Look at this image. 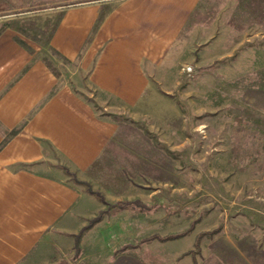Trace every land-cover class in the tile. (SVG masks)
<instances>
[{"label":"rangeland","instance_id":"obj_1","mask_svg":"<svg viewBox=\"0 0 264 264\" xmlns=\"http://www.w3.org/2000/svg\"><path fill=\"white\" fill-rule=\"evenodd\" d=\"M261 4L245 24H230L231 39L210 47L183 40L168 62L167 86L151 87L134 115L117 117L119 133L93 169L94 184L79 183L103 202L86 229L101 218L111 222L109 229L80 243L77 236L72 251L49 245L15 264H108L124 252L146 255L154 264H174L169 260L180 254L175 264H264ZM49 5L0 0V40L6 37L60 75L53 63L63 70L72 66L49 45L55 8ZM13 134L0 126V146ZM181 233L174 243L148 241ZM198 236L200 251L193 256Z\"/></svg>","mask_w":264,"mask_h":264},{"label":"crops","instance_id":"obj_2","mask_svg":"<svg viewBox=\"0 0 264 264\" xmlns=\"http://www.w3.org/2000/svg\"><path fill=\"white\" fill-rule=\"evenodd\" d=\"M42 1L55 7L49 45L72 68L53 63L56 75L6 37L0 40V126L15 131L0 146V264L27 262L49 245L72 251L77 236L80 243L87 234L109 229L106 218L86 229L103 202L79 183L94 184L93 169L119 133L117 117L134 115L151 87L167 86L168 62L183 40L210 47L231 39L230 24H245L251 9L262 5L261 0ZM108 264L154 263L124 252Z\"/></svg>","mask_w":264,"mask_h":264},{"label":"trees","instance_id":"obj_3","mask_svg":"<svg viewBox=\"0 0 264 264\" xmlns=\"http://www.w3.org/2000/svg\"><path fill=\"white\" fill-rule=\"evenodd\" d=\"M93 221L95 222L96 220H93ZM93 221L90 222V223H93ZM183 235H184V233L177 234V235H170V236H167V237H164V238L154 237V238L149 239L148 241L157 240V241H159V242L164 243V242H168V241H173V240L179 239V238H181ZM199 242H200V236H198V237L195 239L194 244H193V251L190 252L189 254H191V255L194 256V255H196V254L199 253V251H200ZM135 248H136V247H135Z\"/></svg>","mask_w":264,"mask_h":264},{"label":"built area","instance_id":"obj_4","mask_svg":"<svg viewBox=\"0 0 264 264\" xmlns=\"http://www.w3.org/2000/svg\"><path fill=\"white\" fill-rule=\"evenodd\" d=\"M187 71H190V68H186Z\"/></svg>","mask_w":264,"mask_h":264}]
</instances>
